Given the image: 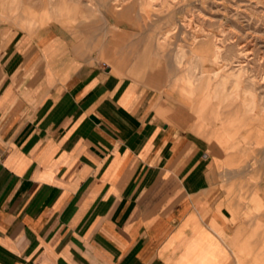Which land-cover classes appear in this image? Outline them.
Returning a JSON list of instances; mask_svg holds the SVG:
<instances>
[{
  "label": "crops",
  "instance_id": "crops-1",
  "mask_svg": "<svg viewBox=\"0 0 264 264\" xmlns=\"http://www.w3.org/2000/svg\"><path fill=\"white\" fill-rule=\"evenodd\" d=\"M5 3L29 24L60 14ZM234 107L204 119L255 121ZM179 117L55 28L0 29V264H236L222 158Z\"/></svg>",
  "mask_w": 264,
  "mask_h": 264
},
{
  "label": "rangeland",
  "instance_id": "rangeland-1",
  "mask_svg": "<svg viewBox=\"0 0 264 264\" xmlns=\"http://www.w3.org/2000/svg\"><path fill=\"white\" fill-rule=\"evenodd\" d=\"M31 5L33 11L45 6L40 18L49 9L60 14L29 24L0 0V29L34 35L55 28L78 50L98 54L114 70L164 92L180 112V123L206 138L211 152L222 158L216 191L229 203L227 222L236 228L234 236L216 230L234 251L236 264H264V138L247 133L264 128L259 120L264 0H31ZM238 73L240 98L233 88ZM201 74L210 78L217 98L192 82ZM250 93L256 99L253 112L247 105ZM218 101L236 104L240 117L253 114L255 124L234 118L225 128L206 121L204 113L215 119V107L209 106ZM224 128L228 131L221 135ZM234 130L239 134H231Z\"/></svg>",
  "mask_w": 264,
  "mask_h": 264
},
{
  "label": "bare ground",
  "instance_id": "bare-ground-1",
  "mask_svg": "<svg viewBox=\"0 0 264 264\" xmlns=\"http://www.w3.org/2000/svg\"><path fill=\"white\" fill-rule=\"evenodd\" d=\"M23 6V5H22ZM176 27V26H175ZM177 29V28H176ZM220 48V47H219ZM182 50V49H181ZM178 52V51H177ZM186 52V51H185ZM219 52V51H218ZM179 53V52H178ZM182 53V52H181ZM176 54V53H175ZM180 54V53H179ZM186 54V53H185ZM253 54V53H252ZM217 55V54H216ZM181 57H184V56H181ZM219 57V56H218ZM237 60V59H236ZM212 61V60H211ZM243 61V60H242ZM238 63V62H237ZM236 63V64H237ZM205 72V71H204ZM206 73V72H205ZM234 79H235V84H234V93H235V97H239L238 95V89L240 87V73L238 74H234ZM224 77V76H223ZM222 77V78H223ZM262 80V79H261ZM198 83H200L201 86L203 87H206L207 88V92L209 93L210 96L212 97H215L217 98V94H214L212 95V91L210 89L211 87V80L210 78L207 76V75H204V74H201L200 78L198 80ZM224 83V82H223ZM222 85V84H221ZM219 89V88H218ZM217 89V91H218ZM216 91V92H217ZM245 96V95H244ZM240 98V97H239ZM242 98V97H241ZM258 103V102H257ZM247 105L249 106L251 112H253L257 107H256V99H255V96L254 94L250 93V99H248L247 101ZM235 104H233L232 102H222V101H218L217 103H214V104H211L209 107H215L214 108V116H215V119H225L224 117H229L228 115H233L231 114V112H233V109H235ZM211 109V108H210ZM264 109V107H263ZM213 110V109H212ZM212 110H210L212 112ZM260 113L263 115V117H259V120H262L260 121V124H262V126H264V110L263 111H260ZM208 116V115H207ZM208 118L212 119L213 117H210L208 116ZM254 122V121H253ZM221 123V122H220ZM257 128V127H256ZM263 129V130H262ZM255 130V128H254ZM259 131H263L264 132V128L263 127H259L258 128ZM256 130V131H258ZM251 131V130H250ZM253 132V130H252Z\"/></svg>",
  "mask_w": 264,
  "mask_h": 264
}]
</instances>
